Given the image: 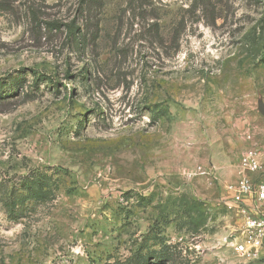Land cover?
<instances>
[{
    "label": "rangeland",
    "instance_id": "obj_1",
    "mask_svg": "<svg viewBox=\"0 0 264 264\" xmlns=\"http://www.w3.org/2000/svg\"><path fill=\"white\" fill-rule=\"evenodd\" d=\"M79 1L0 0V264H264L232 191L264 145V0Z\"/></svg>",
    "mask_w": 264,
    "mask_h": 264
},
{
    "label": "built area",
    "instance_id": "obj_2",
    "mask_svg": "<svg viewBox=\"0 0 264 264\" xmlns=\"http://www.w3.org/2000/svg\"><path fill=\"white\" fill-rule=\"evenodd\" d=\"M242 164L247 173L232 186L243 218L233 244L238 254L259 258L264 253V145L245 156Z\"/></svg>",
    "mask_w": 264,
    "mask_h": 264
},
{
    "label": "trees",
    "instance_id": "obj_3",
    "mask_svg": "<svg viewBox=\"0 0 264 264\" xmlns=\"http://www.w3.org/2000/svg\"><path fill=\"white\" fill-rule=\"evenodd\" d=\"M15 1H18V0H12V2H15ZM132 1H135V0H132ZM3 2H6V1H3ZM148 3H151L154 5L153 0H149ZM104 6H105V0H80L79 1V7H80L79 13L81 17H86L89 19L91 18V16L93 15L97 16V14L101 13L104 9ZM31 11L33 13L31 14L32 18L35 21L36 20L35 10L31 9ZM146 13H148V15H151V17L156 18L157 20L161 19L160 14H159L158 5L157 6L154 5L150 11L146 10ZM74 20L75 19H73L71 22H67L64 24V26L66 27L67 42L71 43L72 46L73 44H76L79 47H81L84 40H86L85 28L76 25V22ZM52 28H55V29L60 28V25L54 22L52 24ZM5 97H9V96L6 95L3 97H0V103L5 102ZM14 202H15V199H13L8 186H4L3 184H0V203H2L3 205H7V206L13 205L12 210H14L15 209Z\"/></svg>",
    "mask_w": 264,
    "mask_h": 264
},
{
    "label": "water",
    "instance_id": "obj_4",
    "mask_svg": "<svg viewBox=\"0 0 264 264\" xmlns=\"http://www.w3.org/2000/svg\"><path fill=\"white\" fill-rule=\"evenodd\" d=\"M259 109L264 114V103L263 102L260 103Z\"/></svg>",
    "mask_w": 264,
    "mask_h": 264
}]
</instances>
